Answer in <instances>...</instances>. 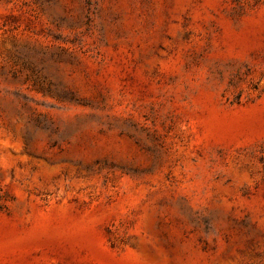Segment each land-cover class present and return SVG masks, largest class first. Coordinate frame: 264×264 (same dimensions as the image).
<instances>
[{
  "label": "rangeland",
  "instance_id": "obj_1",
  "mask_svg": "<svg viewBox=\"0 0 264 264\" xmlns=\"http://www.w3.org/2000/svg\"><path fill=\"white\" fill-rule=\"evenodd\" d=\"M0 264H264V0H0Z\"/></svg>",
  "mask_w": 264,
  "mask_h": 264
}]
</instances>
